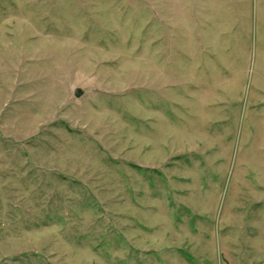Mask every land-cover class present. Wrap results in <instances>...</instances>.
I'll use <instances>...</instances> for the list:
<instances>
[{
	"label": "rangeland",
	"instance_id": "obj_1",
	"mask_svg": "<svg viewBox=\"0 0 264 264\" xmlns=\"http://www.w3.org/2000/svg\"><path fill=\"white\" fill-rule=\"evenodd\" d=\"M0 264H264V0H0Z\"/></svg>",
	"mask_w": 264,
	"mask_h": 264
},
{
	"label": "water",
	"instance_id": "obj_2",
	"mask_svg": "<svg viewBox=\"0 0 264 264\" xmlns=\"http://www.w3.org/2000/svg\"><path fill=\"white\" fill-rule=\"evenodd\" d=\"M75 96H76V97H79V96H80V92L77 91V92L75 93Z\"/></svg>",
	"mask_w": 264,
	"mask_h": 264
}]
</instances>
